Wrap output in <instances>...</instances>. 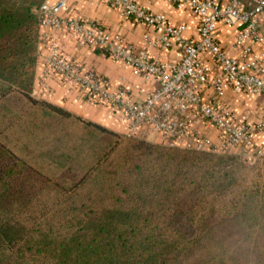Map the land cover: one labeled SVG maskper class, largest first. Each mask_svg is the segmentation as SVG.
<instances>
[{"label": "trees", "instance_id": "16d2710c", "mask_svg": "<svg viewBox=\"0 0 264 264\" xmlns=\"http://www.w3.org/2000/svg\"><path fill=\"white\" fill-rule=\"evenodd\" d=\"M44 2L0 0V264H264V176L234 192L240 158L34 94Z\"/></svg>", "mask_w": 264, "mask_h": 264}, {"label": "built area", "instance_id": "2783aa9c", "mask_svg": "<svg viewBox=\"0 0 264 264\" xmlns=\"http://www.w3.org/2000/svg\"><path fill=\"white\" fill-rule=\"evenodd\" d=\"M126 18L151 27L152 35L138 48L120 35L111 34L97 21L65 16L66 0L40 7V43L45 47L43 77L56 78L65 93L76 91L92 104L108 105L126 125V134H159L168 146L196 150L227 151L241 148L248 160L264 159V108L257 119L240 115L226 100V94L264 96V49L256 48L264 37V0H167L194 14L193 35L187 25H173L163 13H153L136 0H98ZM220 24L236 27L230 54L217 38ZM48 29L44 31L43 29ZM55 32H65L77 46L98 49L121 61L135 77L154 80L150 91L119 86L93 69L61 52ZM177 47L178 62L161 61L151 49ZM207 56L210 62L203 56ZM34 94L40 91L34 88ZM144 92L139 100L138 94ZM211 129L217 134L214 141Z\"/></svg>", "mask_w": 264, "mask_h": 264}, {"label": "crops", "instance_id": "0c3cea01", "mask_svg": "<svg viewBox=\"0 0 264 264\" xmlns=\"http://www.w3.org/2000/svg\"><path fill=\"white\" fill-rule=\"evenodd\" d=\"M58 0H45V2L52 4ZM136 2L144 7L146 10L153 13H163L167 16L170 23L177 25L184 23L187 25L185 35L194 34V26L197 22L194 14L183 6L180 8L175 7L167 0H136ZM61 14L65 16H74L81 19H91L97 21L111 34L120 35L126 43L132 44L141 48L145 44V36L152 35L153 29L147 25L137 22L132 18L121 16L117 10L105 5L98 0H66V4L61 10ZM47 31L48 29H43ZM260 32L264 37V23L259 27ZM61 52L67 57L86 65L93 69L96 73L106 77L112 89L119 86H127L137 90L150 91L156 85L154 80L144 82L142 78L135 77L131 71L121 61L112 59L104 52L93 49L87 46H77L75 40L65 32H55ZM236 34V27L220 24L216 32L217 38L226 50L232 54H237V49L231 48V43ZM256 48L264 49V40ZM46 54L45 47L39 43V57L36 66L35 74V88L40 91V96L90 120L105 125L118 132H126V125L120 117L113 112L112 108L108 105H97L81 99L76 91L72 93H65L63 84L56 78L45 79L43 77L44 55ZM150 55L161 61L178 62L181 59V53L177 47L170 49H151ZM209 62L207 56H203ZM244 94H234L228 91L226 100L233 106L237 112L247 114L251 119L259 117L260 108L259 103L251 105L248 111L244 109L246 102L242 98ZM139 100L144 98V92L138 94ZM260 99V98H259ZM212 133V132H211ZM212 135V134H211Z\"/></svg>", "mask_w": 264, "mask_h": 264}, {"label": "rangeland", "instance_id": "374dc122", "mask_svg": "<svg viewBox=\"0 0 264 264\" xmlns=\"http://www.w3.org/2000/svg\"><path fill=\"white\" fill-rule=\"evenodd\" d=\"M242 98L246 99L245 101L248 102V103L244 104V109H246L247 111L251 105H256L259 102H260V104L258 105L259 106L258 108H260V110L264 108V96L263 95H260V94H251V95L244 94V95H242ZM248 114L249 113L242 114V115L245 116ZM211 132H210V134H212L211 135L212 139L214 141H216L217 140V134L215 133V131L213 129H211ZM123 133H125V132H123ZM135 136L146 139V140L151 141V142L165 144L164 139L157 133L150 132L147 134H139V135H135ZM217 152L220 154H225V155H229V156H236L237 158H240L239 162H241V164L245 168L244 169V174H245L244 180L246 178L247 182L246 183L243 182L244 180H242V179L233 180V183H235V185L232 186L234 188V192L241 191L242 189H244L246 187V185H251L254 181H256L257 183H259V182L262 183L263 176H264V159L248 160L243 156V150L241 148H231L227 151L218 150ZM247 255L249 256V253H247Z\"/></svg>", "mask_w": 264, "mask_h": 264}]
</instances>
